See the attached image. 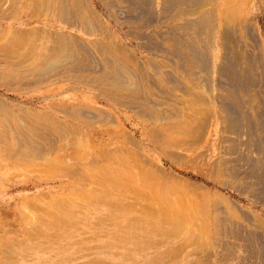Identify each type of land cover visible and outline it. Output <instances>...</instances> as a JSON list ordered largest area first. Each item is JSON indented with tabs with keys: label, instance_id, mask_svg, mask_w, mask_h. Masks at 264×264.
<instances>
[{
	"label": "bare ground",
	"instance_id": "1",
	"mask_svg": "<svg viewBox=\"0 0 264 264\" xmlns=\"http://www.w3.org/2000/svg\"><path fill=\"white\" fill-rule=\"evenodd\" d=\"M97 1L105 15L91 0H0V52L24 51L31 61V84L70 80L73 88L98 90L113 109L100 115L86 104L50 102V112L0 99V153L34 160L46 151L73 148L84 129L112 125L123 144L104 154L101 166L93 160L90 177L99 188L82 196L104 208V222L109 220L122 235L108 239L110 248H100L103 264H163L175 252L150 250L172 235H185L188 246L202 249L207 259L217 253L227 259L240 249L253 264L264 263L262 215L253 218L237 202L203 187L193 186L202 190L196 201L178 193L185 191L183 185L166 181L165 170L143 153V146H153L169 163L183 162L190 169L208 161L220 170L221 185L264 205V31L259 26L264 0ZM111 21L130 29L155 25L149 33L130 31L150 55L137 56ZM37 57L41 62L34 64ZM16 77L0 70V83ZM128 112L139 119L129 131ZM130 150L137 159L127 156ZM145 164L155 168V177L152 170L141 169ZM41 209L40 221L48 230L75 226L81 214L64 201ZM230 213L251 216L255 223L248 219L246 226Z\"/></svg>",
	"mask_w": 264,
	"mask_h": 264
},
{
	"label": "rangeland",
	"instance_id": "2",
	"mask_svg": "<svg viewBox=\"0 0 264 264\" xmlns=\"http://www.w3.org/2000/svg\"><path fill=\"white\" fill-rule=\"evenodd\" d=\"M91 1L101 14L105 15L107 13L105 7L98 3L97 0ZM112 26L118 31L120 40L125 41L129 47L133 48L137 56H142V53L146 56L150 55L148 51L137 44L138 41L130 35V31L149 33L156 28L155 25L142 29H130L125 24L115 26V23L111 21ZM259 26L264 31V15L262 13L259 14ZM19 49H9L11 51L6 52L4 55L0 52V70L6 69L17 75L16 80L13 82L10 79L6 84L0 83V99L3 102L15 107L20 104L40 110L45 109L50 112L51 110L47 106V103L50 102H63L69 105L81 104L83 106L86 104L87 110L100 113V115L103 114V111H113L110 106L111 102L103 98V95L99 94L98 90L73 88L70 80H60L48 86L46 83L39 82L31 84L33 77L27 76L30 73L28 69L31 61L26 57L24 51L22 53L21 49V52L18 53ZM39 62H41V58H35L34 64ZM61 92L63 93L57 95V93ZM56 95L57 97L53 99H43L45 96ZM121 111L124 113V110L121 109ZM123 115L120 116L122 120ZM128 115L131 116L130 120L125 122L128 124L126 127L127 131L131 130L130 128H136L131 126V124H137V121H139L132 112H128ZM56 116L63 119V116L59 113H56ZM70 123L74 125V122ZM99 127L102 128L96 129L98 131H86L84 129V133L75 138L78 143L76 145L73 144V148L68 146L62 151H46L45 156L35 157L34 160L19 161L17 159H7L0 153V264H55L56 262H60V264H103V258H100L101 254H99L102 253L100 248L108 246V239L122 238V235H118L119 232L117 233L116 229H114L115 225L112 226L109 220V222H104L106 210L97 206L98 203H96L97 207L91 205L86 199L84 201L82 197L86 192L99 188L90 177L92 167L101 166L100 161L103 160L100 158L105 157L104 154L110 151L117 152V149L123 144L122 134L117 129L112 128V125ZM136 136L139 139V131ZM61 143H64V141ZM143 149V153L152 162L157 163L165 170L164 179L166 181L171 179L170 183L183 185V190L185 191L181 192L179 189L178 193H184L188 198L193 197L196 201V196H199L200 190H195L193 186L203 187L211 190L212 195L226 196L230 201L237 202L244 211L253 212L252 217L253 214H259L264 218V205L255 203L254 198L246 192L221 185L219 183L221 180L219 178L220 170L211 165L209 166L207 164L208 161H203V163L190 169L183 162L180 165L169 163L153 146H143ZM132 152L130 150L127 156L131 159L133 157L137 159L139 155ZM95 159L99 160L97 164L92 163ZM143 167L150 171L152 170V175L155 177V168L150 167L149 164L141 166V169ZM137 170L134 168L135 173H137ZM58 201L67 202L73 206V209L78 210L79 214L81 213L78 215L77 226L58 228L57 230L60 229V231L56 229L48 230V226L46 225L45 227L40 221L39 213L42 210L41 208H48ZM128 202L133 203V205L136 204L139 208V203L133 198H128ZM138 208L135 207L136 210ZM132 211L128 214L129 216H133V213H135L134 210ZM230 216H233V219L246 226L249 224L246 223L248 219L251 224L255 223L253 221L254 217L252 218L251 216L249 218L245 216L247 219L239 213H230ZM250 218L252 219L251 221ZM85 223L87 224L85 225ZM117 223L122 225V219H119ZM40 229L43 230L41 236L39 234ZM177 236L172 235L171 237L168 236L164 241H157L153 249L150 250L158 252L163 249L171 254L175 252L176 257L171 258V255H166L162 262L163 264H203L205 260L207 261L204 264H253L252 262H254L250 258L249 253L240 249L233 255L234 258L223 259L221 253L219 256L217 253L207 259L202 249L188 246L185 235ZM169 239L170 241H168ZM161 242H164V245ZM128 246L133 248L132 244ZM117 251V249L113 250L112 248L110 252L116 255ZM106 263H111V261L107 260L104 264Z\"/></svg>",
	"mask_w": 264,
	"mask_h": 264
}]
</instances>
